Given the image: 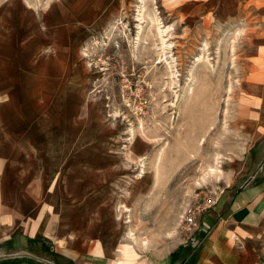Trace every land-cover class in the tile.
<instances>
[{"label":"rangeland","instance_id":"rangeland-1","mask_svg":"<svg viewBox=\"0 0 264 264\" xmlns=\"http://www.w3.org/2000/svg\"><path fill=\"white\" fill-rule=\"evenodd\" d=\"M144 2L140 30L141 0H0V142L19 153L32 143L37 172L57 177L33 203L54 220L55 240L104 250L111 264L124 245L133 264L191 253L202 223L189 230L190 211L247 186L264 162L256 12L222 22L211 9L187 16L182 3ZM53 10L61 23L46 20ZM16 67L22 86L8 80ZM12 194L29 206L22 189ZM248 247L264 264V229Z\"/></svg>","mask_w":264,"mask_h":264},{"label":"crops","instance_id":"crops-1","mask_svg":"<svg viewBox=\"0 0 264 264\" xmlns=\"http://www.w3.org/2000/svg\"><path fill=\"white\" fill-rule=\"evenodd\" d=\"M168 1L175 5L182 3V11L187 16L191 12L197 15L208 13L211 9L215 12V17L222 22L237 19L245 8L253 14L256 12L260 26L256 57H259V64L264 65V0ZM50 13L54 16V21L48 16V22L61 23L58 22L59 15L56 10ZM27 17L31 20L37 19L38 23H45L44 19L33 13ZM31 70L33 66L27 71L23 70V73L26 72L32 79L35 77L29 74ZM260 70L264 71V67ZM21 75L22 72L18 69L13 73L12 79L9 77L8 80H11L13 85L22 86ZM40 76L43 80L44 75H38L39 78ZM38 80L36 78L34 81ZM11 119L14 121L17 118ZM5 145L0 142V255L17 256L25 260L23 264H111V257L104 250L79 251L55 240L56 233H51L56 230L54 220H47L46 211L34 209L33 203L35 204L38 195L42 193L41 184L54 183L57 177L54 176L48 181L47 177L44 179L43 175L41 176V172H37L41 167L40 156L35 154L37 149L32 143L28 144V150L20 153L16 141L8 140ZM20 157L22 160L19 163ZM43 179L45 181L42 182ZM11 188L12 193L15 189L26 192L28 207L16 202L22 200V197H15L12 193L5 198V192ZM31 192H34V195ZM204 214L196 234V238L199 237L197 246H193L191 253L177 255L165 264H253L248 243L264 229V162L252 182L244 187L225 190L217 205Z\"/></svg>","mask_w":264,"mask_h":264},{"label":"bare ground","instance_id":"bare-ground-1","mask_svg":"<svg viewBox=\"0 0 264 264\" xmlns=\"http://www.w3.org/2000/svg\"><path fill=\"white\" fill-rule=\"evenodd\" d=\"M146 1V0H145ZM141 3H142V5H143V11H142V13L139 15V17H140V20L139 21H142V22H140V24H139V29L140 30H144L143 29V23H144V21L143 20H145V15H144V13H145V2H144V0H141ZM142 6H140V8H141ZM150 19V18H149ZM150 21H151V23L153 24V25H155V28L157 29V32H158V35H159V37H160V40H161V47H162V51H163V53L165 52V50L167 49V48H169L171 45L168 43V40L166 39V36H164V30H163V28H162V26H161V21H160V19H159V17L157 16V15H154V16H152L151 17V19H150ZM139 32H141V31H139ZM168 68L169 69H171V66H170V64H168ZM250 121V120H249ZM250 123H251V121H250ZM250 127V126H249ZM141 158V156L139 157V159ZM157 171V170H156ZM217 170L216 169H211L209 172H216ZM220 172V171H219ZM155 176H157V175H155ZM158 177V176H157ZM156 178V177H155ZM156 180H158V179H156ZM124 209H125V211H127L128 212V208L127 207H124ZM123 209V210H124ZM131 237H133V239H135L134 238V235L131 233ZM146 244V243H145ZM121 255H122V259H117L116 260V262H115V264H133V263H135V262H137V254H136V252L134 251V250H132V248H130L129 246H127V245H124V248H122V250H121Z\"/></svg>","mask_w":264,"mask_h":264},{"label":"built area","instance_id":"built-area-1","mask_svg":"<svg viewBox=\"0 0 264 264\" xmlns=\"http://www.w3.org/2000/svg\"><path fill=\"white\" fill-rule=\"evenodd\" d=\"M218 201H219V197L216 198L214 196H211V197H208L206 199L203 207H197V208L192 209L186 217V224H187V227L189 228V230L190 229L192 230L194 228H195V230H197L198 226H199L198 222H200L199 218H201L200 216H202V214L213 209V207L216 206ZM199 224H201V222Z\"/></svg>","mask_w":264,"mask_h":264}]
</instances>
